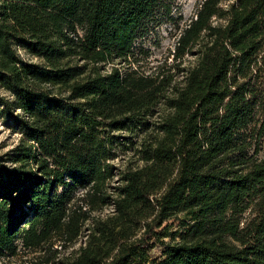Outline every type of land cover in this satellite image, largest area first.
<instances>
[{
	"label": "trees",
	"instance_id": "trees-1",
	"mask_svg": "<svg viewBox=\"0 0 264 264\" xmlns=\"http://www.w3.org/2000/svg\"><path fill=\"white\" fill-rule=\"evenodd\" d=\"M225 1L178 80L116 63L177 0H0V264H264V0Z\"/></svg>",
	"mask_w": 264,
	"mask_h": 264
},
{
	"label": "rangeland",
	"instance_id": "rangeland-1",
	"mask_svg": "<svg viewBox=\"0 0 264 264\" xmlns=\"http://www.w3.org/2000/svg\"><path fill=\"white\" fill-rule=\"evenodd\" d=\"M202 0H177L176 6L173 11V21H169L160 26L155 33L150 35L144 40H140L135 44L134 53L137 62H116L118 67L123 72L128 70H135L145 76H152L156 74L162 67H171L175 73L176 79L181 80L182 73L177 69L179 62H175L172 53L176 42L185 28V26L194 17L195 12ZM236 0H227L222 6L227 9L229 5L233 4ZM225 21L215 20L214 24H224ZM33 62H39L36 58H29ZM196 58L194 56H186L183 59L181 69L193 66ZM11 122L8 120L0 119V156L6 154L13 149L20 140V135L14 133L11 128ZM262 155V154H261ZM130 161H136V158L131 152L122 155L121 158L115 161L117 168H124ZM106 211L105 213H107ZM250 217L246 214L245 218ZM19 258H16L13 264H18Z\"/></svg>",
	"mask_w": 264,
	"mask_h": 264
}]
</instances>
